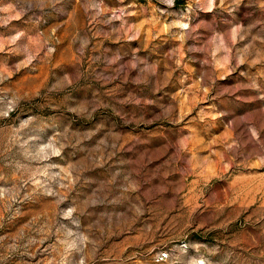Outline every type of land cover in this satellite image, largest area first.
<instances>
[{
    "label": "rangeland",
    "instance_id": "obj_1",
    "mask_svg": "<svg viewBox=\"0 0 264 264\" xmlns=\"http://www.w3.org/2000/svg\"><path fill=\"white\" fill-rule=\"evenodd\" d=\"M0 264H264V0H0Z\"/></svg>",
    "mask_w": 264,
    "mask_h": 264
}]
</instances>
